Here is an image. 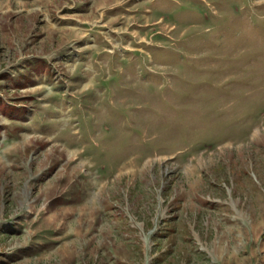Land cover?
<instances>
[{
    "label": "rangeland",
    "instance_id": "rangeland-1",
    "mask_svg": "<svg viewBox=\"0 0 264 264\" xmlns=\"http://www.w3.org/2000/svg\"><path fill=\"white\" fill-rule=\"evenodd\" d=\"M0 264H264V0H0Z\"/></svg>",
    "mask_w": 264,
    "mask_h": 264
}]
</instances>
